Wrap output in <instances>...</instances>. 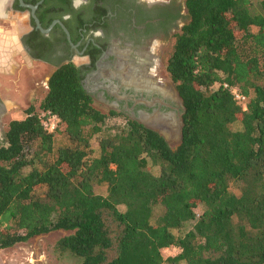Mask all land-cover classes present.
<instances>
[{
  "label": "trees",
  "instance_id": "trees-1",
  "mask_svg": "<svg viewBox=\"0 0 264 264\" xmlns=\"http://www.w3.org/2000/svg\"><path fill=\"white\" fill-rule=\"evenodd\" d=\"M184 3L166 64L184 103L180 144L137 120L108 126L116 113L94 105L79 67L58 66L39 110L11 119L0 139V250L65 230L58 248L77 264H264V0ZM60 133L68 142L56 146Z\"/></svg>",
  "mask_w": 264,
  "mask_h": 264
},
{
  "label": "flooded vegetation",
  "instance_id": "flooded-vegetation-1",
  "mask_svg": "<svg viewBox=\"0 0 264 264\" xmlns=\"http://www.w3.org/2000/svg\"><path fill=\"white\" fill-rule=\"evenodd\" d=\"M23 2L35 8L7 0L0 15V116L40 83L48 90L51 73L68 62L94 105L125 121L182 114L175 82L162 76L164 52L187 20L181 0Z\"/></svg>",
  "mask_w": 264,
  "mask_h": 264
},
{
  "label": "rangeland",
  "instance_id": "rangeland-1",
  "mask_svg": "<svg viewBox=\"0 0 264 264\" xmlns=\"http://www.w3.org/2000/svg\"><path fill=\"white\" fill-rule=\"evenodd\" d=\"M183 4L184 0H181ZM255 6L258 5V0H253ZM187 14V13H186ZM257 26L251 25L252 31H257ZM172 42L169 43L167 50L164 52L163 64H162V76L166 79H172L169 72L167 71L166 64L167 58L169 55V51L171 49ZM47 92V87L40 83L37 86L36 92L33 95H29L23 98V102L16 103L14 106L12 103H8V111L3 113L0 116V139H3L4 132L7 129L8 123L13 118H22L26 116V109L24 108L25 101L32 103L39 110L40 102L43 99L44 95ZM178 98V97H177ZM178 104L182 107V103L179 101ZM183 109V108H182ZM125 122V118L123 116H114L108 119V126H121ZM241 123L236 122L233 127L240 128ZM99 140L100 136H95L91 139V155L94 156L99 152ZM56 146L65 144L68 142V138L65 133L56 134L55 136ZM179 143V139L176 136H172L171 145L177 146ZM151 170L155 173L158 172L157 167H151ZM243 183L238 180H232L230 189L234 192H240ZM97 192L105 193V185L98 184L95 187ZM38 191H42L38 190ZM204 209L203 204H198L195 207L196 218L202 213ZM154 219H158V217L162 214V207L158 204L155 207ZM196 218L189 220L183 227L182 231H186L191 228ZM68 234V231L65 230H54L48 233H43L31 237L28 241L18 243L12 247L1 249L0 250V264H77L81 261L79 256L73 255L68 251H63L58 248V241L65 235ZM171 253H175L172 250H163L165 256ZM168 264V263H166ZM181 264H184L182 261Z\"/></svg>",
  "mask_w": 264,
  "mask_h": 264
},
{
  "label": "water",
  "instance_id": "water-1",
  "mask_svg": "<svg viewBox=\"0 0 264 264\" xmlns=\"http://www.w3.org/2000/svg\"><path fill=\"white\" fill-rule=\"evenodd\" d=\"M21 5L22 6H31L25 2H23V0H21ZM32 8H35V6H31ZM177 97L179 98V101L182 103V108H183V111H184V103H183V99L182 97L180 96V93L179 91H177ZM154 115H159L157 112L151 116H154ZM161 116H165L167 119H174L175 120V130L177 132V138L179 139V143L177 145L180 144V142L182 141V129H183V124H184V121H183V112L182 114H179V113H176V112H173V111H169V112H166V113H162L160 114ZM151 116H148L147 119L145 120H140V123L144 124L145 126L149 127V128H152L156 131H158L160 134H162L166 140L171 143V136L170 134L165 130V126L158 123V122H151L149 121L148 119H150Z\"/></svg>",
  "mask_w": 264,
  "mask_h": 264
},
{
  "label": "built area",
  "instance_id": "built-area-1",
  "mask_svg": "<svg viewBox=\"0 0 264 264\" xmlns=\"http://www.w3.org/2000/svg\"><path fill=\"white\" fill-rule=\"evenodd\" d=\"M225 87H229L232 91L234 97L238 101V104L241 105L243 109H246V95L240 90L238 86H229L227 83L224 84ZM60 123V118L57 114L47 112V116L43 121L45 128L49 131H55L57 126ZM170 248H165V250H169ZM175 252L179 251V247L173 246Z\"/></svg>",
  "mask_w": 264,
  "mask_h": 264
},
{
  "label": "bare ground",
  "instance_id": "bare-ground-1",
  "mask_svg": "<svg viewBox=\"0 0 264 264\" xmlns=\"http://www.w3.org/2000/svg\"><path fill=\"white\" fill-rule=\"evenodd\" d=\"M148 82L149 81H147V83ZM169 88H166L165 87V90H166V92L168 94L171 95L172 94V91ZM149 121H151V122H158V123L164 125L165 126V130L170 134L171 137L172 136H177V132L175 130V120L174 119L167 120V118H165L163 116L154 115V116L150 117Z\"/></svg>",
  "mask_w": 264,
  "mask_h": 264
},
{
  "label": "crops",
  "instance_id": "crops-1",
  "mask_svg": "<svg viewBox=\"0 0 264 264\" xmlns=\"http://www.w3.org/2000/svg\"><path fill=\"white\" fill-rule=\"evenodd\" d=\"M7 0H0V15L2 14L3 12V5H5ZM23 118V117H22Z\"/></svg>",
  "mask_w": 264,
  "mask_h": 264
}]
</instances>
